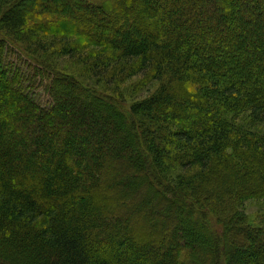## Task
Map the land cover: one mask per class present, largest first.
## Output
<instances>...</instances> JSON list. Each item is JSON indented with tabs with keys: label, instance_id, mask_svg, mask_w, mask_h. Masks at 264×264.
Segmentation results:
<instances>
[{
	"label": "trees",
	"instance_id": "obj_1",
	"mask_svg": "<svg viewBox=\"0 0 264 264\" xmlns=\"http://www.w3.org/2000/svg\"><path fill=\"white\" fill-rule=\"evenodd\" d=\"M251 199L264 0H0V264H264Z\"/></svg>",
	"mask_w": 264,
	"mask_h": 264
},
{
	"label": "rangeland",
	"instance_id": "obj_2",
	"mask_svg": "<svg viewBox=\"0 0 264 264\" xmlns=\"http://www.w3.org/2000/svg\"><path fill=\"white\" fill-rule=\"evenodd\" d=\"M8 66L11 70H15L16 68H20L24 72L28 71L30 69L27 64L25 63L24 57L19 56L18 52H15L14 54H11L8 56ZM53 61H58L59 63L64 64V66H68V69H62L70 72V75H73L79 80L85 81L84 78H89L90 74L83 71L84 65L81 64L80 61L77 59H74V57L66 56L63 53H59L55 58H52ZM70 60V61H69ZM138 77L134 78H126L122 83H120V91L122 93V99L124 103L127 106H131L132 103H134L136 100L140 99L141 97L145 96L147 94L146 88L147 85H140L137 84ZM93 81H96L95 79ZM27 84V83H25ZM99 90L102 92V89L105 87L104 84L96 83L95 85ZM31 94L37 96L39 100L41 101L42 105L46 103L47 95L44 93L42 89L34 88ZM136 150L138 149L137 146ZM243 210L245 214L247 215V219L249 220V223L252 225H255L259 222H261L264 218V200H256L251 199L247 200L243 204Z\"/></svg>",
	"mask_w": 264,
	"mask_h": 264
}]
</instances>
